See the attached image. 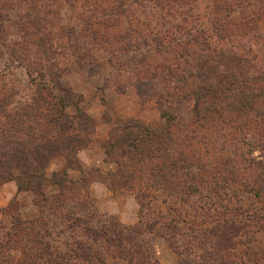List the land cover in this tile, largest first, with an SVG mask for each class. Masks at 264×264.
Instances as JSON below:
<instances>
[{
  "label": "rangeland",
  "instance_id": "obj_1",
  "mask_svg": "<svg viewBox=\"0 0 264 264\" xmlns=\"http://www.w3.org/2000/svg\"><path fill=\"white\" fill-rule=\"evenodd\" d=\"M181 3L0 0V144L7 146L0 148V159H7L1 153L11 154L31 140L36 144L34 136L49 131L44 118L52 113L48 103L60 100L54 95L70 94V114L75 116L76 108L91 119L88 142L76 154L79 170L69 172L72 178L81 171L89 173L83 190L64 197L55 186L46 193L55 197L51 210L35 204L31 193L19 192L13 180L0 183V244L8 246L9 264H23L28 258L37 264L58 260L66 264L62 257L67 264H97L98 253L106 264H128L130 257L134 264H264V111L253 102L251 108L226 114L229 120L202 128L187 124L192 116L182 91L190 89V82L171 78L167 70L182 75L181 69L190 72L198 62L222 72L225 64L210 62L206 56L197 60L186 56L205 51L209 40L202 22L183 21L190 18L186 11L194 2ZM224 4L233 12L228 16L224 11L223 20L228 16L236 21L242 9L250 21L245 33L234 30L242 39L235 36L233 45L240 39L245 48H264L260 13L264 1L225 0ZM186 31L203 45L187 49L167 45L173 38L184 45L193 40ZM42 41L46 54L41 51ZM259 65L264 67V59ZM42 75L66 91H40L31 77L42 79ZM165 109L179 117L171 132L180 144L142 162L130 160L120 148L109 151L107 142L124 136L125 124L140 123V136L144 129L166 127L161 116ZM69 120L81 123L75 117ZM45 135L39 143L50 139ZM61 160L57 157L42 166L46 178L62 177ZM191 181L202 187L201 193L192 189ZM75 220L104 239L94 246L88 241L92 250H82L77 242L86 241L85 231L68 228ZM13 224L20 230L9 244L8 233L17 229ZM30 224H35L33 236L26 237L23 232ZM223 231L235 236L229 247L216 253L218 244H227L221 241ZM112 235H130L136 247L123 240L117 253L118 248L110 244L116 239L106 238ZM137 249L143 254L137 255ZM82 256L85 259H78Z\"/></svg>",
  "mask_w": 264,
  "mask_h": 264
},
{
  "label": "trees",
  "instance_id": "obj_2",
  "mask_svg": "<svg viewBox=\"0 0 264 264\" xmlns=\"http://www.w3.org/2000/svg\"><path fill=\"white\" fill-rule=\"evenodd\" d=\"M189 1L194 2L193 5H191V7L186 11V15L190 18H183V21L186 22L188 19H191L195 24L198 21L202 22V25L205 28V35H208L207 38L209 41L205 42L207 43L205 51L199 49L198 53L200 54L196 53L197 51H194L190 55H185L188 57L192 56L196 60L199 58V56H206L207 59H210V62H220L225 64L222 65L225 68L222 72L219 71L221 72L219 73L215 68L210 67L209 65H200L197 62L196 67L190 70V72L184 71V69L180 70L178 66H176L175 68L179 69L180 72H182V75H171V71L167 70L171 78H178V80L181 82L183 81L182 83H185L186 79H188L190 82V89L188 91H182L183 98L186 99L185 101L187 108H189V112L192 116V121L190 123L188 122L187 124L193 125L196 128H202L204 125L214 123L216 120H218V122H223L224 120L230 119V116L226 114H229V112H232V110L234 112H238V110L251 108L253 102L260 106V110L264 111V67L259 65V62L263 61L264 59V48L260 47L259 49L255 50H253L252 46L245 48L244 44L239 42V40L242 39L239 37V34L236 33V35L233 33L236 29L237 32L240 31V33H245L246 28L250 29V21L246 19L247 15L244 14L245 11L241 9L239 11V16L241 18L236 16V21L232 22L229 21V18L231 17L228 16L231 12H233V10L225 7V0H204L206 1L205 5L202 3V1ZM178 2L180 5H183L181 3L183 0H178ZM247 3L248 1H246L245 4L249 6L250 4ZM221 4H224V7L221 6ZM192 10H195L193 15L190 14V11ZM226 10L227 13L225 15H228V21L223 20L225 18L223 14ZM260 13L264 15V5L262 6ZM177 25L176 27L179 29V26ZM186 33L188 36H192L193 38V40L187 41L186 45L181 44L180 42L176 43V41L181 40L178 38H173L167 43V45L171 46L170 44L174 43L175 46H183L186 49L189 45L196 46V43L203 45V43L196 40L191 31L189 33L186 31ZM166 34L167 33H165L164 36H166ZM235 36L240 38L236 42L237 45H233L235 42L232 41ZM225 43H227V46L229 47H225ZM218 44H223L220 45L223 47H218ZM40 47L43 54H46L43 41L40 44ZM181 56L183 57L184 55ZM184 63L189 65V63ZM190 66L194 67L192 64H190ZM197 67L200 69H196ZM187 72H189L188 75L186 74ZM38 77L39 76H37V78L31 77V79L33 80L35 86L40 89V91L48 89H50V91H66L58 83H53L45 75H42V79H38ZM176 82H178L177 79H173V83L177 84ZM254 90L258 93L257 95L254 94ZM65 94L62 96L54 95L55 98L60 99L58 100L59 102L57 101V103H48L47 105V103L41 102V104L50 106L49 113L52 110L51 115L47 114V117L44 118L46 121V126L50 127L49 131L45 132L47 135H49L50 139L45 140L43 143H39L38 140L45 138L46 135L45 133L38 136L35 135L34 140H37L36 144H32L33 140H31L29 145L20 149H15L11 152V154H8V152L1 153L3 157L7 156V159H0V183L13 180L16 182L19 192L31 193L33 195L35 204L43 205L51 210L54 208L51 203H53V198L55 197L52 195L47 196L46 193L49 190L56 189L57 187L60 190L59 196L62 195L65 197L66 193L75 189L83 190L85 186L84 184L88 181L87 176L89 175L88 172L85 175H82L83 172L81 171V175L72 178L69 174L71 171L75 172L79 170V168L75 165L78 163L76 154L82 149V146L88 142L85 136H87L91 128V119L84 112L76 108V114L75 116H72L69 112V108H71V105L69 104V101L71 100L70 94L66 98L64 97ZM161 116L166 121V127L157 130L144 129L145 132L141 136L138 133V131L141 130L139 127H142L140 123L130 122L129 124H125L123 126V130H125L124 136L114 140L113 142H107L109 151L113 148H120L126 153V157L128 155L130 160L134 159L139 162H142L144 159L158 158V154L164 155L167 153V146H172V144L175 143L176 145L181 143L176 138L175 140L173 139V134L171 132V128L174 125L177 126L180 123V120L171 109L162 110ZM70 117H75L77 121H81V123L75 125L69 120ZM130 129H136L137 133L134 134L132 131H129ZM69 131L70 134L68 135ZM31 138L33 139V137ZM0 148L6 149L7 146L2 142L0 144ZM57 157H60L62 159L61 161H63L64 168L61 170L62 177L55 178L56 176L53 174L51 178H46L43 173L42 166L44 167V164L47 165L51 160ZM116 164L118 163L116 162ZM170 166L175 167L174 164H171ZM14 170H16L15 173H13ZM191 182L194 186L191 188L196 193H201L202 190L200 188L202 187L196 186L193 181ZM70 215L73 214H69L67 219H70ZM78 220L72 221L73 223H70L68 228L72 230L73 227H78L83 232L85 231L82 234L86 241L81 242L80 240L77 242L76 240L75 243L77 242L81 249L83 247L86 250H92L93 246L98 244L101 239H104V237L103 235H98L96 232H93V230L90 228L85 229L84 226L80 227ZM15 225L16 224H13L12 227L13 229L17 228L16 231L14 233L12 232V234L9 232V237L7 236L9 239V244H11V242L14 240L13 238L16 237L17 231L20 230L18 228L19 225H17V227ZM30 225L31 226L23 232L24 236L26 237L33 236L35 224ZM109 231H111V229H109ZM123 231L127 232V234L133 233V230L130 228H123ZM214 232L210 234L208 231V234H215ZM223 232V240L221 241L227 242V244H218L216 253L221 252L225 250V248L229 247L228 242H230V238L235 236L229 231V234L226 231ZM134 233L140 235V232ZM80 236L82 237L81 234H79V237ZM116 236L117 238H113V235L106 236V238L116 239L113 241L114 244H110L118 248L117 253L121 252L119 248L122 246L123 240L133 242L134 246L136 247V242L133 241L130 235H128L126 238L120 237L118 235ZM88 241L91 242L93 246H90ZM0 248V254L3 253L4 250H6L5 254H7L0 255V264H9V259H12V255L8 251V246H3V244H0ZM9 250H13V247H9ZM126 251V253L129 254V251ZM136 253L137 255L143 254L138 249ZM109 257L113 260L116 259V257H113L111 254ZM117 257H122V254L119 253ZM132 258L133 257L129 258L128 264H134ZM62 259H64L65 263L67 264L68 260H66L64 257H62L61 260ZM78 259H85V257H78ZM27 261L23 264H37L33 258H28ZM96 262L97 264H106V261L99 257V253L96 257ZM53 263L61 264V261L58 260L54 261ZM141 263L142 262H140V264Z\"/></svg>",
  "mask_w": 264,
  "mask_h": 264
}]
</instances>
